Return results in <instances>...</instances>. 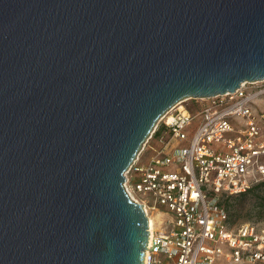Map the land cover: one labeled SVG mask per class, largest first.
<instances>
[{"label":"water","instance_id":"water-1","mask_svg":"<svg viewBox=\"0 0 264 264\" xmlns=\"http://www.w3.org/2000/svg\"><path fill=\"white\" fill-rule=\"evenodd\" d=\"M264 79V0H0V264H143L125 171L184 98Z\"/></svg>","mask_w":264,"mask_h":264},{"label":"built area","instance_id":"built-area-1","mask_svg":"<svg viewBox=\"0 0 264 264\" xmlns=\"http://www.w3.org/2000/svg\"><path fill=\"white\" fill-rule=\"evenodd\" d=\"M193 99L194 109L182 100L159 118L124 173L148 218L143 264H264V226L231 225L222 204L264 176V79Z\"/></svg>","mask_w":264,"mask_h":264},{"label":"rangeland","instance_id":"rangeland-1","mask_svg":"<svg viewBox=\"0 0 264 264\" xmlns=\"http://www.w3.org/2000/svg\"><path fill=\"white\" fill-rule=\"evenodd\" d=\"M182 101L183 105L187 108L194 109V104H197L198 99L193 98H184ZM200 101V100H199ZM198 101V102H199ZM259 100H257L258 102ZM231 124L235 127L237 121L231 120ZM158 125V121L156 123ZM156 125L154 129L156 128ZM154 130H152L153 132ZM151 132V133H152ZM180 143L179 141L175 140L173 142V147H176L177 144ZM154 146H158L156 140L152 142ZM149 145L148 141H145L143 147ZM214 147L217 144H213ZM151 151V150H150ZM152 152V151H151ZM148 153H146V156ZM145 156V155H144ZM149 194L141 195V197L147 198ZM226 199L227 211L230 215V221L233 226H236L242 222H253L257 225L264 226V176L260 179L257 183H255L248 192L244 195H234L231 198H224ZM154 201L151 200V203ZM155 213L151 214V217L158 218L161 215L155 216ZM164 216V215H163Z\"/></svg>","mask_w":264,"mask_h":264},{"label":"trees","instance_id":"trees-1","mask_svg":"<svg viewBox=\"0 0 264 264\" xmlns=\"http://www.w3.org/2000/svg\"><path fill=\"white\" fill-rule=\"evenodd\" d=\"M251 189V188H250ZM249 189V190H250ZM246 192H248V191H246ZM246 192H243V193H240V194H236V195H244ZM234 195H231V196H228V197H226V198H231V197H233ZM222 204L224 205V207L227 209V205H226V199L224 200L223 199V201H222ZM228 212V211H227ZM228 216H229V222H230V224H231V221H230V215L228 214ZM232 225V224H231Z\"/></svg>","mask_w":264,"mask_h":264},{"label":"bare ground","instance_id":"bare-ground-1","mask_svg":"<svg viewBox=\"0 0 264 264\" xmlns=\"http://www.w3.org/2000/svg\"><path fill=\"white\" fill-rule=\"evenodd\" d=\"M152 223H153V220H152V218L150 219V225H152Z\"/></svg>","mask_w":264,"mask_h":264}]
</instances>
